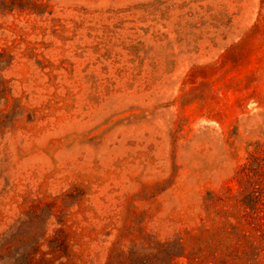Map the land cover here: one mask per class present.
Instances as JSON below:
<instances>
[{"label": "rangeland", "instance_id": "1", "mask_svg": "<svg viewBox=\"0 0 264 264\" xmlns=\"http://www.w3.org/2000/svg\"><path fill=\"white\" fill-rule=\"evenodd\" d=\"M257 163L264 0H0V264H264Z\"/></svg>", "mask_w": 264, "mask_h": 264}, {"label": "trees", "instance_id": "2", "mask_svg": "<svg viewBox=\"0 0 264 264\" xmlns=\"http://www.w3.org/2000/svg\"><path fill=\"white\" fill-rule=\"evenodd\" d=\"M263 159H260V161ZM261 165L259 163L256 164L255 170L253 172H242V167L237 173V183L239 184V195L244 199L246 205L251 210H256V202L262 201L261 196H264V183L259 177L263 174V172L259 171ZM256 221V220H254ZM259 223V222H256ZM258 226H262L261 234L264 237V221L262 224H258Z\"/></svg>", "mask_w": 264, "mask_h": 264}]
</instances>
